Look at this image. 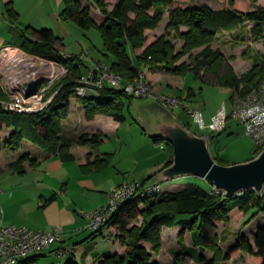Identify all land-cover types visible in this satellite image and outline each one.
<instances>
[{
	"label": "trees",
	"instance_id": "1",
	"mask_svg": "<svg viewBox=\"0 0 264 264\" xmlns=\"http://www.w3.org/2000/svg\"><path fill=\"white\" fill-rule=\"evenodd\" d=\"M180 1L117 0L110 9L107 0H63L64 6L60 16L64 20L73 21L83 30L98 28L106 51L114 57L110 70L118 73L125 80H134L144 69H162L169 74L183 76L187 72L200 75L205 70L218 78L219 85L232 87L233 98L237 94L244 95L259 85L264 70V54L263 63L255 61L251 69L239 77L222 49L211 46L218 33L238 32L247 21L252 23L250 35L254 40L263 39L264 6L257 4L259 0H244L242 6L236 0H221L224 3L221 9H213L204 4L183 6ZM246 4L248 6L253 4L252 10L246 9ZM93 7L105 17L100 24L92 16ZM165 10L169 15L167 31L153 39L145 32L159 26L164 19ZM6 13L12 21L18 18V12L11 2L6 5ZM181 26H186L188 29L182 32ZM169 29L176 30V36L184 41L179 53H175ZM20 31L22 41L20 46L25 50L48 59L65 62L72 68L73 76L84 75L81 68L84 64L82 61H77V54L71 53V59L62 57L63 49L57 46L59 37L53 29L26 26ZM200 47L203 49L193 57L191 63L176 64L179 58L188 53L192 56V50ZM138 49L142 51L135 56L134 53ZM67 80L63 79L62 83ZM77 85H80L77 81H68L56 95L51 106L43 112L16 113L0 107V152L6 146L19 147L28 129L36 144L43 146L49 154H58L64 160H72L74 155L70 149L74 142L62 132V124L68 117L70 99L73 96L81 102L88 121L93 120L97 114L109 116L118 122L127 119L129 115L127 111L129 113L130 101L133 97L124 91L123 86L112 87L106 84L99 89V97H92L77 95L72 90ZM59 86L60 83L54 90ZM183 123L190 128L189 122L183 121ZM5 129L9 130L6 134ZM211 134L209 138L212 137ZM103 138L104 133L100 131L82 133L76 142L97 149ZM153 141L163 144L169 150L171 158L163 167L169 165L173 159L172 145L159 138H154ZM213 157L219 163H227L218 156ZM29 158L30 155L26 152L20 155L12 163L13 168L22 172L24 162ZM109 161L108 156L104 159H95L92 164L95 168H100ZM152 176H148L140 183L145 185ZM211 189V185L207 189L189 183L175 190L163 191L158 185L144 195L137 193L123 201L109 221L100 230L91 231L90 236L103 235L105 227L115 228L118 234H108V236L111 238L114 235L126 247V251L124 253L105 251L93 264H161L153 257V253L158 254L162 250L163 228L177 226L181 229L178 246L171 249L173 264H185L187 259L198 264H213L238 257L241 252L249 255L252 264H264V223L256 228L253 235L240 232L234 244H231L226 251L220 246L221 238L216 233L218 223L228 221L230 215L243 218L255 210L246 225L259 214L264 215L263 193L258 196L254 190H246L237 196L224 198L223 194L212 193ZM139 216L144 217L142 224L132 226L131 222ZM187 231L191 232V245L184 242ZM208 250L213 253L212 262H209L207 257ZM41 254L21 260L20 264H36ZM74 257L75 255L66 257L63 264H79Z\"/></svg>",
	"mask_w": 264,
	"mask_h": 264
},
{
	"label": "crops",
	"instance_id": "2",
	"mask_svg": "<svg viewBox=\"0 0 264 264\" xmlns=\"http://www.w3.org/2000/svg\"><path fill=\"white\" fill-rule=\"evenodd\" d=\"M116 1L114 0L112 4L109 1L110 9L113 8ZM8 2H11L14 9L18 12V18L15 21H12L6 13V5ZM191 4H204L213 9H221L224 7V3L221 0L191 1ZM258 5H260V2ZM63 6V0H0V23L10 24L8 29L0 30V45H3L7 41L8 34L12 38H16V36L21 38L20 30L26 26L36 28L49 27L59 37L57 46L72 53L71 51L75 50L71 48L72 32L68 28V23H71V20H64L60 16ZM250 6L253 8L252 4ZM261 6H264V4L261 3ZM91 13L97 23L100 24L104 21L105 17L98 9L93 7ZM14 23H20L24 27L16 30L13 28ZM147 34L153 37V39L160 35L156 30H147ZM141 51L142 49H138L134 53L135 56L140 54ZM222 51L225 52L223 49ZM143 72L152 81L155 89L160 92L169 93L166 91L168 89L167 87L171 89L174 85H177V82L173 78L181 77L180 80L183 81V76L172 75L165 71L144 69ZM204 73L205 75L206 73L212 74L214 77H205ZM195 77L219 85L218 79L213 73L202 71L200 75H195ZM215 79H217L216 82H214ZM161 83H164V85H161ZM187 83H183L180 89L186 92L188 100H185L181 96L179 97L189 104L188 101H191L196 93L192 87L187 86ZM217 103L208 108L204 105L201 109H197L203 113L207 122L219 110L221 103ZM174 113L180 117L176 111ZM127 122L128 117L124 122H118L109 116L97 114L91 121L84 119L83 125L91 124L93 128L83 133L100 131L105 134L108 130L111 134H118L122 130V126ZM128 127L124 129L126 133L133 135L134 138L142 139V147H138L137 152L135 150L132 153L121 155L118 161L116 159L119 156L118 153L121 154L123 152V144L119 151H114L111 149H93L88 145H80L74 142L70 149L74 155L72 160H64L58 154H49L43 146L37 144L31 145L27 149L26 153L30 155V158L24 162V170L20 172L12 166V163L20 156H16L15 154L11 158H4V150L2 149L0 152V226L15 224L44 231H50L56 227H60L64 243L75 244L77 246L74 258L79 264H93L95 259L105 251L111 250L124 253L126 248L123 249L119 240L116 238V245L113 247L106 248L99 246L95 242L96 237L90 236L91 231L86 228L87 219L81 214V211H92L98 206L105 204L107 193L112 188L118 186L124 180H134L127 178L126 171H128L127 169L130 166H132L131 171H141L144 173V177L147 178L157 172L170 160L171 153L165 147L162 148V144H157L153 139L147 137L140 127H137V129H134L132 125ZM204 135H208V132L207 134L204 133ZM159 146L165 150L162 151L163 153L158 150ZM108 156L110 161L107 165L100 168L93 166L92 162L95 159H104ZM206 188L209 189L210 186ZM263 223L264 215L259 214L241 232L253 235L256 228ZM180 229L178 226L164 227L162 231V243H164V232L170 231L176 241V246L173 248H176L179 243ZM108 230L109 234H115V228H108ZM108 239L112 240V236L111 238L108 236ZM191 239V232L187 231L184 242L187 245H191ZM228 247L222 248L226 251ZM47 255V253L41 254L35 263L38 264L40 259ZM207 257L210 258L208 254ZM156 259L161 264H165L163 260ZM173 262L174 257L172 255L167 264H173ZM190 262L192 264H198L193 260H190ZM223 264L252 263L249 261V255L246 252H241L238 257L223 261Z\"/></svg>",
	"mask_w": 264,
	"mask_h": 264
},
{
	"label": "built area",
	"instance_id": "3",
	"mask_svg": "<svg viewBox=\"0 0 264 264\" xmlns=\"http://www.w3.org/2000/svg\"><path fill=\"white\" fill-rule=\"evenodd\" d=\"M88 54L89 50H83L78 55L77 61H83L84 57L88 59L87 73L79 77L73 76L72 68L61 60L30 53L15 44L1 46L0 107L16 113L43 112L51 106L68 81L80 83L72 89L80 96L99 97V89L106 84L112 87L123 86L124 91L133 98H154L173 112L178 108L185 110L201 130L208 132V138L209 133L222 131L230 119L235 120L254 140L255 152L259 153L264 148V70L259 85L244 95L235 96L230 102V109L226 103L222 104L207 122L201 111L191 109L179 96L157 91L144 72L128 81L108 69L101 61L89 58ZM61 55L64 59L72 58V54L65 50H62ZM63 79L68 80L62 83ZM59 83L60 86L54 90ZM34 84L36 90L30 93ZM152 188L138 181L124 180L107 193L105 204L92 211H81L87 219L86 228L92 232L100 230L123 201L137 193L144 195ZM211 192L223 194L214 187ZM262 193L264 195V188ZM76 247L75 244L64 243L60 227L44 231L15 224L0 226V264H20L21 260L46 252L63 259L75 255Z\"/></svg>",
	"mask_w": 264,
	"mask_h": 264
},
{
	"label": "rangeland",
	"instance_id": "4",
	"mask_svg": "<svg viewBox=\"0 0 264 264\" xmlns=\"http://www.w3.org/2000/svg\"><path fill=\"white\" fill-rule=\"evenodd\" d=\"M109 1L112 4L114 0H109ZM191 1L192 2L193 1L202 2L205 0H191ZM191 1L181 0L180 4L183 6H189L191 4ZM237 1L239 4H241V6L245 3L244 0H237ZM259 2H260V5L261 3L264 4V0H261V1L259 0L258 4ZM108 7L110 8V3ZM246 9L252 10L251 6L250 5L248 6L247 4H246ZM168 19H169V15H168L167 10H165L163 21L159 24L157 28L152 29V30H156L159 32L160 35H163L167 31ZM68 25H69L68 28H70L72 32V47L71 48L75 50L71 52L73 54L79 55L83 50L84 51L89 50V54H88L89 58L100 60L103 65H105L108 69H111L112 63L114 61V57L106 51L103 38L98 28L91 27L87 30H83L76 23L72 21L71 23H68ZM9 26H10L9 23H0V30L2 31L6 30V28L7 29L9 28ZM20 27H24V25L20 23H14V27H13L14 29L17 30ZM251 27H252V23L247 21L245 25L243 26V28H241L238 32L233 33L229 31H222L218 33L215 39L211 42V46L213 48L220 47L221 49L225 51L224 54L228 58V62L230 64L232 63L231 65L234 69V72L239 77L243 73L251 69L255 61H259L263 63L262 55L264 54V38L261 40H254V38L250 35ZM187 29L188 28L186 26L180 27V30L182 32L186 31ZM169 32H170L172 43L174 44V47H175V53H179L181 51V48L184 45V41L179 36H176L177 35L176 30L169 29ZM145 33L147 34V30ZM7 36H8L7 41L3 45H0V47L4 45H8V44H16L18 46L21 45L22 41L17 36L16 38H12L10 34H8ZM70 40L69 42H71ZM201 49H203V47L193 49L191 52L192 56H190V53H188L182 56L181 58H179L176 61V64L180 65L185 62L191 63L193 61V57L198 52H200ZM82 63L84 64V65H81L82 73L86 74L87 66H88L87 57H84ZM158 70L165 71L162 69H158ZM179 76H183V75H179ZM204 76L214 77L212 76V74H207V73L206 75L204 73ZM182 78H183V81L180 80L181 77L173 78L175 82H177V85H174L171 89L167 87L168 89L166 91L171 94L181 96L185 100H188V95L186 94V92L180 89V87L183 86V83L185 84V82H188L187 86L192 87L196 93L195 97H193L191 101H188L191 109L193 110H197L198 108L201 109L202 106L204 105H206V108H208L209 106L217 102L221 103V106L222 104L226 103L228 109H230L231 107L230 102L232 100L231 98H233L234 96L232 87L215 85L208 81L201 80L199 78H196L193 72H187ZM217 79H215L214 82H216ZM150 82L152 83L151 80ZM161 85H164V83H161ZM239 95H243V94H239ZM176 112L183 121L189 122L190 128L194 130L196 133L200 135H204V133L207 134V131L201 130L198 127V125L194 123V121H192L188 117L189 115L186 114L185 110L178 108L176 109ZM127 114H129L128 122L122 126V130L118 134H113V133L111 134L107 130L106 131L107 133L104 134L102 143L98 147L101 150L111 149L114 151H119L121 145L123 144V150H122L123 152L121 154L118 153L119 156L117 157L116 161H118L121 158V155L132 153L135 150L137 152L138 147H142V141H141L142 139H139L136 137L134 138L133 135L126 133V131L124 130L126 128H129L128 127L129 125H132L134 129H137V127H139L137 126V123H135L132 120L130 113H128V111H127ZM84 119H86L85 110L81 102L79 101V99L73 96L70 99V107H69L67 121L66 119H64L65 121L63 120L62 132L65 135H67L70 139H72L73 142H76L80 134H82L85 131L92 130L93 128L91 124L83 125ZM8 131H9L8 129H5V134ZM211 135L212 137L209 138L210 139L209 140L210 152L212 156H218L220 160H222L223 162H227L228 164L229 163L231 164V163L250 159L254 155L257 154V152H255L256 146H255L254 140L252 139L250 135H248L245 132L244 128L240 124H238V122L235 120H232V119L229 120L227 124V128L225 130H222L220 132H212ZM31 145H37V144L31 132L27 129L24 133V139L19 147L13 148V147L6 146L2 148L4 150L3 157L11 158L15 154L16 156H20L24 154ZM158 150H160L161 152L165 151L164 149H161L160 146L158 147ZM131 167L132 166H130L127 169L128 171H126L127 178H132L136 181L142 182L146 178L144 177L145 176L144 173L138 170L133 172L131 171L132 170ZM189 183H195L205 188L207 186H210V184L202 178H199L196 176H185V177L174 179L169 182L162 183L160 185V189L163 191L175 190L183 186H186ZM154 190L156 191V189ZM254 212L255 210L251 211L249 214H247L243 218L236 217L235 215H230L228 221H223V222L218 223V226L216 227V233L221 238V241H222V242L220 241L221 247L226 248L228 247L229 244H234L241 230H243L245 227H248V225L250 224L249 223L246 225V222L251 218ZM143 220H144V217L139 216L131 222V225L132 226L141 225ZM114 232L115 234H118L117 230ZM88 234L90 235L89 232ZM108 234H109L108 227L103 228V235L102 234L98 235L96 237L95 242H97V244L101 247L110 248V247L115 246L116 245L115 236L112 235V240H110L108 239ZM163 237H164V243H162V250L158 254L153 253V257L155 259L158 258L160 260H163V262L167 264L168 261H170V257L172 256L171 248L176 246V241H175L174 235L172 237V234L170 231L164 232ZM121 247H123V249L126 248L122 244H121ZM207 254L210 256L209 262H212L213 253L210 250H208ZM65 259L66 258L57 259L51 254H48L46 257L40 259L38 264H62L65 261ZM185 262H186L185 264H192L190 262V259H187ZM213 264H223V261H219L217 263L214 262Z\"/></svg>",
	"mask_w": 264,
	"mask_h": 264
},
{
	"label": "water",
	"instance_id": "5",
	"mask_svg": "<svg viewBox=\"0 0 264 264\" xmlns=\"http://www.w3.org/2000/svg\"><path fill=\"white\" fill-rule=\"evenodd\" d=\"M36 84L30 89L33 93ZM129 113L147 137L159 138L173 147L172 162L158 170L145 183L147 188L185 176H196L219 189L224 198L264 188V148L252 158L219 163L209 149V138L187 127L171 109L154 98H133Z\"/></svg>",
	"mask_w": 264,
	"mask_h": 264
}]
</instances>
